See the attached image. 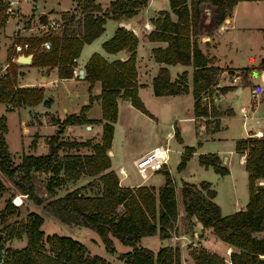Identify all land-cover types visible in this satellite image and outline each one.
<instances>
[{
	"label": "trees",
	"instance_id": "trees-1",
	"mask_svg": "<svg viewBox=\"0 0 264 264\" xmlns=\"http://www.w3.org/2000/svg\"><path fill=\"white\" fill-rule=\"evenodd\" d=\"M81 4L82 17L78 31L64 28L62 34L24 38L31 46L49 40L50 48L33 52L31 65L56 67L59 77L72 76L78 56L84 43H88L103 31L107 18L117 19L121 16L131 17L146 3V0H110L108 7L98 13L94 0H75ZM176 20L170 19L166 10H160L159 16L152 19L154 30L147 35L149 40L166 41L164 48L152 49L157 62L191 64L193 112L197 116L207 117L206 130L217 129L211 120L222 113L214 103L208 109L201 104L200 95L204 91L210 94L218 91L224 93L234 86H216L220 68L213 65V59L203 53L198 46L200 28L207 31L217 27L231 12L235 0H219L212 7V17L202 15L197 1L168 0ZM264 6V4H263ZM95 7V8H93ZM6 3L0 0V28L5 25L8 14ZM94 11H96L94 13ZM73 14L64 15L66 23H71ZM44 20V16L39 17ZM211 25V26H210ZM264 42V28L262 29ZM135 35L123 27L116 28L111 37L102 42L106 52L125 50L122 59L106 60L102 55L92 53L84 64V79L90 84L95 80L101 83L97 95H89L88 103L81 106L78 113L66 115L62 120L53 119L56 131L47 138V151L42 154L26 153L19 162L14 163L8 152L3 133L6 130L5 116L0 115V172L36 205H40L53 217L68 225L84 226L96 232L106 252L115 251L112 238L122 244L131 246V250L119 254L126 264H181L178 245H164L157 250L139 244L140 238L157 234L159 238L172 235L177 219V203L172 177L167 169H162L164 183L154 186L138 185L136 187L120 185L117 174L110 169V157L107 150L113 135V123L117 117V98H128L131 105L145 114H149L137 92ZM264 48V46H263ZM11 51H7V66L0 72V103L10 106H33L42 101L43 89L40 86H20L17 76L20 74L18 64L11 61ZM257 68L264 69V54L257 63ZM247 72L246 68H242ZM230 73V71H229ZM245 74L242 79H245ZM185 73L170 80L168 69L159 67L152 77L151 87L155 95L178 94L187 91ZM264 93V87H263ZM97 100L101 105V118L90 120L85 111ZM47 101V100H45ZM224 113H228L225 110ZM90 122L101 123L100 140L77 141L63 139L65 125ZM174 136L181 142L177 130ZM35 141L31 142L34 145ZM87 148L89 152H66L61 156L60 169L64 179H77L81 173L96 176L94 186L98 190L93 195L83 192L84 185L75 187L63 195L42 197L35 193L31 181L32 171L57 170L55 163L62 148L78 150ZM235 149L245 151L244 169L247 172L248 199L243 209L222 215L218 205L213 201L215 191L209 182L198 184L182 182L181 194L185 217L193 216L202 228H211L214 235L233 247L229 253L230 264H264V187L257 186L255 180L264 176V137L240 138L235 142ZM194 147L184 145L176 164L177 170L185 167L186 161ZM198 163L204 167L211 166L219 174L228 173V168L221 163L216 153H199ZM54 179V178H51ZM90 181V182H92ZM90 182H88L90 184ZM59 185L57 180H48L47 191L54 193ZM17 207L10 199L5 201L0 210V257L4 264H113L99 254L88 255L85 244L70 236L56 233L44 236L41 230L43 217L35 211L26 212L25 216L10 221L17 216ZM25 235L22 247L6 246L5 242ZM46 245L48 247H46ZM193 264H224V259L217 253L203 247L191 251Z\"/></svg>",
	"mask_w": 264,
	"mask_h": 264
},
{
	"label": "rangeland",
	"instance_id": "rangeland-1",
	"mask_svg": "<svg viewBox=\"0 0 264 264\" xmlns=\"http://www.w3.org/2000/svg\"><path fill=\"white\" fill-rule=\"evenodd\" d=\"M103 2L105 0H99ZM24 0H19L17 4V8L21 9L22 14L18 16H9V19L6 22V26L3 30H0V61L3 63L5 61L6 55V47L10 42V38L6 37L9 35L12 30L17 26L16 21H20L21 23L25 20H28V25L30 26L31 23L35 25L36 17L34 16V12L30 9L27 12V5L23 4ZM72 0H46L44 3L45 8H55V9H62V8H69L71 5ZM41 3L37 2V7L40 6ZM81 6V4H80ZM169 4L168 0H153V3L150 7V12L153 9H168ZM40 9V8H39ZM73 9L77 10V16H81L83 14L82 7H70L67 12L72 11ZM207 13L206 19L210 22V18L212 17V8H204ZM27 12V13H24ZM61 12V11H60ZM203 13V11H202ZM233 21H231V25H226L225 29H219L217 27H209V32H206L207 29L204 27L200 28L199 34V42L207 41L212 44L215 41H219V48L218 52L221 54H226L228 46L230 47V51L227 55H231L233 58V63L238 66H246L250 69L251 74L248 79V69L247 72L243 70L240 71V79L237 80L234 89L231 92H228L225 97H223L220 103L224 106L228 103L232 109L235 111L233 116L225 118V127H219V121L217 119L211 120V125H216L218 129L213 130L210 132H204V136L198 135V131L195 128L190 127V124L193 122H185L188 124L190 128L183 129L181 134L183 140L179 142L176 137H169L164 136L167 131L174 130L173 124L171 125V120L178 115H185L181 114L186 113L188 104L186 102H172L165 99H156L152 97L151 85L148 78V73L153 75V69L155 66L154 60L150 57L148 65L145 67L147 70V75L145 76V81L148 82V86L146 89L142 90V102L145 105V108L148 109L149 114L153 115V118L147 119L146 116L141 113L139 109H131L125 108L121 106L119 119L115 124V130H113V147L115 150L123 152V154L127 157V153H131L145 147L149 144H157L160 143L162 145H167L170 148L169 151V159L168 165L169 168L172 169V172L175 174L177 168L175 167L176 163L175 158L178 157V149L182 143L188 146H194L195 148H199L200 150H205V153H217L220 154L221 163L223 164V158L229 157L230 160L232 158L231 168L232 169V176H228V173L219 174L214 171L211 166H201L197 158L194 156L192 159L189 160L186 169L182 174L176 176L175 182L177 186L181 185V181L185 180L188 183L198 184L201 181H206L211 183L212 185L217 188V199L220 202H226L232 198V187L234 188V199L243 205L244 201L247 199V178L244 167L238 164L239 154L234 150L228 151L230 149H234V142L236 138L242 137L245 135L244 129H252L255 130L260 128L264 131V93L261 89L260 82L258 81V72L254 65L260 59V55L263 51V38L261 28H264V6L261 0H239L235 3L233 9ZM204 15V13L202 14ZM157 16V13L156 15ZM205 16V15H204ZM17 19V20H16ZM31 20V23H29ZM113 21L110 19L105 22L104 30L102 34L97 38L98 42L100 38L108 35L111 31ZM211 26V25H210ZM28 30V29H27ZM60 31V30H59ZM59 31H56L57 33ZM19 32V31H18ZM30 35L42 34L41 31L33 29H29ZM5 33V35H4ZM57 33H48L49 36ZM16 34V35H15ZM13 34L14 40H20L24 38L23 35L19 37L18 34ZM23 34V32H22ZM46 33H43V35ZM207 36H212L207 39ZM9 52L11 49H9ZM236 50V51H235ZM86 53V49L81 51L80 59L84 57ZM140 56H145L144 52L141 51ZM14 62V61H13ZM153 68V69H152ZM150 69L152 71L150 72ZM175 69H172V74H175ZM2 72V71H0ZM51 73V72H50ZM230 74V73H229ZM245 74V79H242V75ZM41 71L38 66L30 65L25 73L22 75L21 81L27 82H40L41 81ZM18 77V76H17ZM52 74L46 79H50ZM81 78H78V82H80ZM186 80V78H185ZM230 79L225 78L224 82L229 81ZM249 80V82H248ZM262 83H264V78L262 79ZM79 85V83H78ZM256 86L257 93L252 94L251 88ZM45 92L48 94H54L53 98L54 101L49 106L48 110L52 111L54 114L59 115L60 117L65 115V111L63 110L64 106H67L69 109L71 106L67 105L66 103V95L64 93L66 91L75 90L78 91L79 87L74 85H66V83H59V87L57 88L56 85L52 84H45ZM238 86L242 87L241 92L236 93L235 90ZM264 87V86H263ZM61 88V90H59ZM92 88V86H91ZM90 86L88 87L89 93H91ZM44 92V91H43ZM93 95V94H92ZM89 99V97H88ZM252 101V102H251ZM255 102V103H254ZM88 103V100L79 106V110L81 106ZM93 103V102H92ZM91 103V105H92ZM90 105V106H91ZM88 107V109L90 108ZM226 106V105H225ZM241 107H247L249 115L243 125V117H242V110ZM47 108L44 107L41 103H37L33 106V108L24 106L18 108V106H10L7 104L0 105V114L5 116V125L6 130L3 133L4 140L7 144L8 152L10 154L11 159L14 163H17L21 159L22 154L31 153V154H42L47 151V138L46 136L44 139L43 137L38 136L46 135L53 132L52 126L47 123H37L30 125L27 131L23 130V122L27 120L30 121L31 115L33 110H41L42 111ZM87 109V110H88ZM86 110V111H87ZM70 111V110H69ZM85 111V113H86ZM79 112V111H78ZM151 112V113H150ZM69 113V112H68ZM174 115L172 116V114ZM69 114H72L69 113ZM86 115V114H85ZM155 115V116H154ZM156 117V118H154ZM34 120V119H33ZM173 123V122H172ZM205 123V122H204ZM81 129L77 126H67L63 130L65 134H72L77 135V133ZM38 133V134H37ZM206 134V135H205ZM64 136V135H62ZM39 138V139H38ZM69 136H64L63 139L70 140ZM166 139H168L167 142ZM170 139V140H169ZM73 140V139H72ZM35 141L34 145H31V142ZM86 148H80L78 150L62 148L59 150V156L57 162L55 163L57 170L55 172L52 171H32L31 172V181L34 185V191L36 194L42 197H50L55 195L63 194L66 190L73 187L76 183H69L64 179V173L59 168L60 163L62 161L63 154L66 152H84ZM64 152V153H63ZM245 153V152H244ZM243 153V154H244ZM130 159V157H129ZM128 165L131 164L129 160L126 161ZM230 164V163H229ZM224 165V164H223ZM164 168V167H163ZM162 168V169H163ZM136 168H131L132 170V177L134 179H141V176L135 170ZM160 169V170H162ZM158 170L156 173H160L161 171ZM54 178V179H51ZM57 180L59 185L54 188V193L51 194L47 191V182L48 180ZM151 180V179H150ZM73 182V181H71ZM75 182V181H74ZM210 184V186H211ZM84 187L92 189L94 187V181L87 182L84 184ZM21 191L13 184V182L8 179L4 174L0 172V210L4 206L5 201L10 199ZM32 210L37 212L43 217V222L41 224V230L45 235L56 233L58 235L63 236H70L74 239L79 240L83 244L87 246L88 255L99 254L105 257L108 261L113 264H126L124 259L119 258V254L125 253L131 250V246L122 244L118 239L112 238L114 243L115 251L113 253H108L105 251L103 244L96 234L90 228L84 226H77V225H68L62 223L51 214L46 212L40 205L34 204L28 197L24 198V201L21 205L17 207V216L10 219V221L18 220L25 216L26 212ZM176 231L178 230V226H175ZM14 240L13 244L10 245V240ZM9 241L5 242L6 246L11 247H20L24 245L23 235L20 238H12ZM170 239V238H168ZM158 238L155 235L150 236H143L140 238L139 244L145 247H150L152 244H155ZM167 240V239H166ZM161 242L162 240L159 239ZM172 242V241H170ZM191 238L186 240L183 247L184 252L180 253L181 257V264H188L187 263V256L185 250L190 252V250H194L198 248L192 244ZM204 246L213 249L216 253L223 255L224 254V242L217 238L211 231L210 233L206 231L205 236L202 240ZM178 243L172 244L177 245ZM155 246V245H154ZM46 247H48L46 245ZM155 251V248H153ZM225 259V258H224ZM227 259V256H226Z\"/></svg>",
	"mask_w": 264,
	"mask_h": 264
},
{
	"label": "crops",
	"instance_id": "crops-1",
	"mask_svg": "<svg viewBox=\"0 0 264 264\" xmlns=\"http://www.w3.org/2000/svg\"><path fill=\"white\" fill-rule=\"evenodd\" d=\"M24 1L25 2H23L22 5H24V4L27 5V12L30 9H32V12H34V14H35L34 16L36 17V23L34 25V24L31 23V20H29V23H31V25L29 26L28 25V20H25V23L24 22L21 23L20 21H16L17 26H15V28L12 30V32L9 35H7V36L4 33V35L6 37L10 38V42L8 43V46L6 47L5 61L3 63L0 61V71H5V68L7 66V51H8V48L11 49L12 42L16 41V40L13 39V36H12L13 34L20 33L19 37L21 35H23L24 38H26L27 36L30 35V32H28L29 30H27V29H33L32 27L36 26L38 24V21L44 22L48 18L56 17V16H59V15L63 19V27L58 33L56 32L57 34H53L51 36L62 34L64 28H66V27H67V30H69V31L72 28H74L75 31H78V27H80V25H81V17H82V15L81 16H77V10L76 9H73L72 11L67 12L68 9L70 7H73V6H74V8H76V7H80L81 8L80 4H77L75 0H72L71 5L69 6V8H62V9H55V8H50V7L45 8L44 7V3L46 2V0H24ZM109 1L110 0H105L103 2H100L99 0H94L93 1L94 5L96 6V8L99 9L97 12L98 13L103 12L108 7ZM37 2L41 3L39 7H37ZM152 3H153V0H146V3L144 5H142L141 7H139L138 11L131 17L121 16V17H119L117 19H113V18H107L106 19L105 22H107L110 19L113 21L110 33H108V35L100 38V40L98 42H95V41H97V38L102 34V32H103L102 31L93 40H91L88 43H84L82 45L81 49H80V52H79L78 56L74 59V61H75V65L74 66L77 67L78 72H79L80 69H83V73H82L81 77L79 75H74V74H72V76H70V77H59L58 74H57V68L56 67H54V66L53 67L38 66L40 71H41V76H40L41 81L40 82L21 81L22 75L25 73L27 68L31 65L30 64L31 62L30 63H17V62H15V63L18 64L17 70H18V72H20V74H18V77H17L18 84L20 86H40V87H42L44 92H43V99H42L41 103H42V105L44 107H47L43 111H42V109L41 110H37V111L33 110L31 118H30V121H28V120L26 122L22 121L23 130L27 131L29 126L33 125V124L47 123L50 126H52L53 132L50 133V134H46V135H40V134L37 133L38 136L43 137V139H44L46 136L53 134L56 131V129H57V124L53 123V121H52L53 119L56 118L58 120H62L66 115H68L71 112L75 113V114L78 113L79 106L81 104L85 103L88 100V97H89L90 94L97 95L100 92L101 83H100L99 80H95L93 83L90 84L86 79H84V64L87 61L88 57L94 52L102 55L108 61H113V60H116V59L124 58V57L121 56V52L123 50L116 51V52H106L102 48V42L105 41L106 39H108L109 37H111L113 35V33L115 32L116 28L123 27L124 29H126L128 31H131L135 35V37L137 39V44H136V48H135V67H136L137 92H138L139 97L142 96L141 91L146 89L147 86H148V82L145 81V79H146L145 76L147 75V70L148 69H145V67L148 65V62H146V60L149 61L150 57L154 60V63H155V66H156V67H154V69L152 68L153 71H152V69H150V72L151 71L154 72L153 75L148 73V78H149V81H150V85H151L152 77L155 76V74L157 73L159 67H161V66H164V67H166L168 69L170 80H174V79L178 78V76L182 72L185 73V76H186L185 84L187 86V91L186 92H182V93H178V94H163V95L152 94V97H154L156 99H165V100H169V101H172V102H186V104H188L186 113H182L181 112V114H185V115H181V116L178 115V117H175L174 119L171 120V125L173 124L174 130H172V128H171L170 131H167L164 134V136L169 137L171 139L172 137H174L173 133H174V131L176 129L178 134H179V137L181 138V140H183L181 134L183 132V129L184 128L187 129V127L188 128H190V127L195 128L198 131V135L204 136V132L205 131L208 132L206 130V128H205V123H204V127L199 130L198 127H197L198 126L197 115H195L194 112H193L194 99H193L192 92H191V90H192L193 66L191 64H182V63H179V62H176V63L157 62L153 58L152 49L156 48V47L164 48L167 45V42L166 41H161V40H149L148 39V37H147L148 33L150 31L154 30V27H155L153 22H152V19L157 17V16H159V11L160 10H166L169 13L170 19L172 21L176 20V15H175L174 12H172V10L170 9V6H169L168 9H153V11L150 12V7H151ZM187 3H189L188 0H187ZM168 4H169V2H168ZM93 8H95V7H93ZM200 8L203 11L204 15H207V13L205 12L206 10L204 9V7L201 6ZM41 11L44 12L45 15H41L40 14ZM27 12H24V13H27ZM95 12L96 11H94V13ZM156 13H157V16H155ZM67 14H73L74 15L73 19L71 20V23H66V20L63 18V16L67 15ZM232 15H233V13H232V10H231V12L228 13L225 16V18L217 26V28H219L220 25H225V24L226 25L227 24L231 25V21H233V16ZM40 16H44L45 19L44 20H40V18H39ZM8 19H9V17L6 19V22H7ZM6 22H5V25L2 28H0V30H3L5 28ZM105 22L103 24V30H104ZM18 26H20L22 29L19 30ZM225 28H226V26L224 28H222V30L225 29ZM219 29L221 30V28H219ZM262 29L263 28H261V32H262ZM22 32H23V34H22ZM206 32H209V31H206ZM32 37H37V36H32ZM211 37L207 36L206 38L209 39V41H210ZM22 40H23V38H22ZM198 46H199L200 50L203 53H205L208 57H211L213 59V65L218 66L220 68V71H219V74H218V79H217L218 85H216V86H225V85L235 86V84H229L230 80L227 81V82H224V80H225V78H226V80H227V78L229 79V76H228L229 75V71H230V74H231L232 72H235L236 70H240L242 68H246V69L249 70L248 71V79H249V76L251 74L250 69L248 67H246V66L242 67V66L236 65L235 63H233L232 56L231 55H227V53L230 51V47L229 46L227 48L229 50L226 51V54H221V53L218 52V48H219V41L218 40L215 41L214 44H212V43L207 42V41L199 42V39H198ZM263 46H264V42H263ZM85 49H86V53H85L84 57L82 59H80L81 51H83ZM141 51L144 52V55H145L144 57L140 56L141 55L140 54ZM24 52L28 53L27 51H24ZM125 54L127 55L126 51H125ZM263 54H264V48H263V51H262V53L260 55V58L262 57ZM32 56H33V53H31V60H32ZM254 66H255V68L257 69V72H258V81L260 82L261 86H264V83H262V79L264 78V69L257 68L256 67L257 64L254 65ZM172 69L176 70L175 74H172V72H171ZM49 74H52V77L50 79H46L49 76ZM78 78H81V80H79L80 82H78ZM64 82L66 83V85L78 86L79 90L78 91L70 90L69 92L66 91L64 93V95H66V103H67V105H69L71 107L69 109L67 106H64L63 110L66 113H65L64 116L60 117L59 115H56L52 111L48 110L49 106L54 101V98H53L54 94H51V93L49 94V92L47 94L45 92V86L44 85L45 84H52V85H56L57 88H58L59 87V83H64ZM248 82H249V80H248ZM78 83H79V85H78ZM89 86H90V88L92 86L91 93H89V91H88V87ZM254 86H257V85H254ZM59 90H61V88H59ZM241 90H242V87L238 86L236 88L235 92L239 93V92H241ZM151 91H152V87H151ZM228 92H231V90H227L224 93H220V92L216 91L217 96H216V99L214 101V104H215L217 110L222 113L217 118V120L219 121L218 124H219L220 128H224L225 127V123H224L225 118L233 116L235 114V111L232 109V107L228 103L225 104L226 106L225 105L223 106L220 103L221 99L223 97H225V95ZM45 100H47V101H45ZM3 104H5V103H0V105H3ZM7 105H10V104H7ZM143 105H144V103H143ZM24 106L25 105H20V106H18V108L24 107ZM33 106H27V107L33 108ZM121 106H123L125 108H131V109L135 108L134 106L131 105V103H130L128 98L118 97L117 98V117H116V120L113 123L114 127H115V124L117 123V121L119 119V113H120ZM144 107H145V105H144ZM135 109H137V108H135ZM146 110H148V109H146ZM225 110H227L228 113H224ZM241 110H242V114L244 113V116L242 115V117H243L242 123L244 125L246 119L248 117H251V116L249 115L247 107H241ZM141 113H143V112H141ZM85 114H86V117L88 119H90V120H98V119H100L101 118V105H100V102L97 101V100H94L92 105L86 111ZM143 115L146 116L147 119H149V118L152 119L153 118L152 113H151V116H148L145 113H143ZM173 115H174V113L172 114V116ZM154 118H156V117H154ZM206 120H207V117H205V121ZM189 121L193 122V124L189 125L190 127L188 126L187 123H185V122H189ZM67 126H77L78 128L81 129L77 133V135L65 134L64 132L62 133V135H64V136L71 137V138H69L70 140L73 139V140H77V141H82V140L90 139L92 142H97V141L100 140V134H101V123L100 122H90V123L65 125L66 128H67ZM65 127H64V129H65ZM219 127H217V129ZM257 129H260V128H257ZM257 129H255V130H257ZM113 130H115V128ZM255 130L244 129L245 135H243L242 137L236 138L235 142H236V140H238L240 138L248 137V132H252V131H255ZM210 132H212V131H210ZM263 133H264V131H263ZM167 141H168V139H166L165 142H167ZM235 142H234V149H230L228 151L234 150L235 152H237L239 154V158H240L241 152H239V151H237L235 149ZM180 144H181V146H180V149H178V157L175 158V162H178L179 156H180V154H181V152L183 150V144L182 143H180ZM159 145H162V144H160V143L149 144V145H147L145 147H142L141 149L135 151V153L134 152L127 153V157H126L123 154L122 150L118 151V150L114 149V147H113V135H112V140H111L110 149H109L111 151V153L108 154L109 157H110V169L114 170L115 173L117 174L120 185L130 186V187H136L138 185H146V186H154L155 188H157L158 186H160V185H162L164 183V175H163L162 172L156 173L158 170L157 171H153L151 173H148L146 177L141 178L140 180L134 179V177H132V172H131L132 170H130L132 167L135 168L134 165H133V160L135 158H137L139 155L143 154L144 152L150 150L151 148L159 146ZM192 147H194V146H192ZM194 149L195 150L192 152V154H191V156L189 158L192 159L195 156L197 158V161H198V154L199 153H205V152H203L205 150H203V149L200 150L199 148H195V147H194ZM87 152H89V151L86 148V150L84 152H78V153H87ZM217 155L221 159L222 156L220 154H217ZM129 157H130V159H129ZM189 158L186 161L185 167L183 169H181V170L175 171V174L172 172V169L169 168V165H168L169 161L167 162L166 165L163 166L164 167L163 169H167L168 170V172H169V174L172 177L173 182H174L175 197H176L177 211H178L175 226H178V230L176 231V228L174 227L172 235L170 237H167V238H159V236L157 234H155V236L158 238V240H156L155 244H152L149 247L151 249L155 248V250H157L161 246L172 245V244L178 243L177 245L179 246V250H180V253H181L182 251L184 252L183 245H184L185 241L189 240V238H191V240L194 241V242H192V244L194 246H197L198 248L199 247H203V248H205V249H207L209 251L215 252L213 249L204 246V244L202 242L206 231H208L209 233H210V231L212 232L211 228H202L200 223L193 216H191L189 218V223H188V221H187V219L185 217V211H184V207H183V203H182L181 188H182V182H187V181L182 180L181 181V185H179V186H177V184L175 182L176 176H179V174H182L184 172V170L186 169L187 164H188V162L190 160ZM239 158H238V164H240V165H242L244 167L245 156H244L243 161L239 160ZM127 160H129V162H131L130 165L127 164V162H126ZM231 163H232V158H231V160H230L229 157H224L223 158V164L228 168V176H230V177L232 176V169L230 170ZM201 166H203V165H201ZM175 167H176V165H175ZM245 173H246V178H247L246 170H245ZM93 179L96 180V176H90V175H87V174H84V173H81L78 176L77 179H65L66 182L68 181L69 183H76V184H74L73 187L69 188L65 192H67V191H69V190H71V189H73L75 187L84 185L85 183L90 182ZM71 181H73V182H71ZM210 187L215 191V195L213 197V201L218 205L220 213L222 215H227V214L233 213L234 211L239 210V209H243L245 207V204H246L247 199H248V190H247V199H246V201H244L243 205H241L239 202H237L234 199V188L233 187H232V198H230V200H227L226 202L218 201V199H217V191H216L217 188H215V186L212 185V184H211ZM97 190H98V187H97V185H95L94 187H92V189H89V188L85 187L83 192L88 194V195H93V194H95L97 192ZM63 194H60V195H63ZM23 201H24V199H23ZM29 211H32V210H29ZM168 238H170V239H168ZM159 239L162 240V241L160 242ZM10 241H11L10 245L13 244L14 240L12 239ZM23 241L26 242V237H25L24 234H23ZM170 241H172V242H170ZM22 246H20V247H22ZM192 250H190V252H187L185 250V253H186V256H187L186 260H187L188 264H193V260H192V257H191V251ZM231 250H233V247L230 246L229 244H227L226 242H224V254L220 255V254L217 253L218 255L223 257V259L225 258L224 259V264H230V261H229L228 258H229V253H230ZM226 256H227V259H226ZM180 259H181V257H180Z\"/></svg>",
	"mask_w": 264,
	"mask_h": 264
},
{
	"label": "built area",
	"instance_id": "built-area-1",
	"mask_svg": "<svg viewBox=\"0 0 264 264\" xmlns=\"http://www.w3.org/2000/svg\"><path fill=\"white\" fill-rule=\"evenodd\" d=\"M6 3V13L9 16H18L20 14H22L21 9L17 8V4L19 2V0H4ZM190 0H188L189 2ZM197 1L199 3L200 6H203L204 8H212L217 1L219 0H194ZM236 2L239 0H235ZM264 4V0H261ZM41 15H45L44 12H40ZM63 27V19L62 17L56 16V17H52V18H48L46 19L44 22H40L38 21V24L32 28H34L35 30L41 31L42 34H34L31 36H27L28 37H32V36H49L48 33H56V31L61 30ZM225 25H220L219 28H224ZM18 29H22L20 26H18ZM29 30V29H28ZM43 33H46L43 35ZM19 35V34H18ZM50 48V42L49 40H43L40 43H37L33 46H31L29 44V42L27 40H16L13 41L11 44V61H15L16 57L18 54L25 53L24 51H27L28 53H33L35 51L38 50H47ZM72 73L74 75H78V69L76 66L73 67L72 69ZM229 79H230V83L229 84H235L237 83V80L240 79V71L236 70L235 72H232L231 74L228 75ZM216 85H218V83H216ZM262 91H263V86H262ZM251 93L252 94H256L257 90H256V86L251 88ZM216 91L213 93H209L207 90L202 92L200 95V102L201 104H203L204 106H206L208 109L210 108V105L212 103H214L215 99H216ZM244 116V113L242 114ZM197 120H198V129L200 130L201 128L204 127V122H205V117L204 116H197ZM248 136L250 137H254V138H261L264 137V133L263 130L261 129H257L255 131L252 132H248ZM169 151L170 148L165 144V145H159L156 147L151 148L150 150L144 152L143 154L139 155L137 158H135L133 160V165L136 168L137 172L139 173V175L141 176V178H144L147 176L148 173H151L153 171H157L163 168L164 165L167 164L168 159H169ZM245 151L241 152L240 158L239 160L243 161L244 156H245ZM244 153V154H243ZM255 184L257 186L260 187H264V176L259 177L255 180ZM27 197V193H17L15 194L12 198H11V202L15 205V206H19L23 203V199ZM0 264H4L3 261V257H0Z\"/></svg>",
	"mask_w": 264,
	"mask_h": 264
},
{
	"label": "water",
	"instance_id": "water-1",
	"mask_svg": "<svg viewBox=\"0 0 264 264\" xmlns=\"http://www.w3.org/2000/svg\"><path fill=\"white\" fill-rule=\"evenodd\" d=\"M125 55H126L125 54V51L123 50L121 52V56L122 57H125ZM15 61L17 63H30L31 62V54L30 53H27V54H24V53L18 54L17 57H16V59H15ZM82 73H83V69H80L79 72H78V75L81 77L82 76ZM110 153H111V151L110 150H107V154H110Z\"/></svg>",
	"mask_w": 264,
	"mask_h": 264
}]
</instances>
